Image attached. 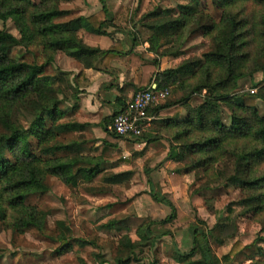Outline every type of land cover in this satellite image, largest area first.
<instances>
[{
    "label": "trees",
    "instance_id": "1",
    "mask_svg": "<svg viewBox=\"0 0 264 264\" xmlns=\"http://www.w3.org/2000/svg\"><path fill=\"white\" fill-rule=\"evenodd\" d=\"M74 1L0 0V22L12 21L19 33L16 37L5 28L0 30V227L18 235L30 230L44 233L48 228L49 213L29 200L50 192V178L58 179L71 191L88 185L94 195L98 192L116 198L135 174L132 170L116 171L129 164V159L113 161L102 154L105 148H118L124 140L110 129L114 117L123 111L106 121L107 134L101 144L88 148L87 142L70 136L75 128L83 126L68 120L76 107L63 109L78 94L69 73L48 74L55 69L59 53L79 61L86 69L98 62L107 67L119 56L121 46L117 44L102 51L84 42L112 37L107 30L118 25L114 24L107 0H98L102 8L94 14L61 21L72 12L60 5ZM213 6L221 12L218 20L189 4L178 7L177 17L173 10L152 9L133 23L136 28L148 30V51L153 54V59L141 65L142 81L137 93L169 90L165 103L152 106L148 115L154 118L157 134L171 144V158L179 164L171 176L173 187L182 185L183 176L190 174L195 183L224 180L226 188L243 193V198L234 203L244 209L243 215L264 222V114L256 106L257 102L264 103V78L258 82L253 79L256 74L264 75V0H213ZM81 31L86 33L84 39ZM133 36L138 45V34ZM194 36L210 40L212 50L192 63L194 71H189V77H181L188 63L160 72V59L184 55L182 48L173 50L170 46L183 45ZM17 47H41L46 60L39 64L14 59L11 54ZM245 78L253 79L250 92L241 91L240 82ZM179 93L180 97L172 99ZM195 96H202V101L193 107ZM16 113L28 115L27 129L14 122ZM145 139L143 133L130 143ZM150 195L168 207L170 215L149 223L133 215L112 221L110 226L117 232L135 229L139 238L134 241L127 235L122 237L127 259H117L115 264H140L138 250L147 244L155 246L173 227L184 225L192 232L194 247L188 253L175 251L177 264H192L197 254L204 264H232L248 248L238 241L228 254L218 258L210 242L217 239L218 231L234 224L231 215L210 228L185 214L173 194H159L152 186ZM156 224L162 225L166 233L155 234L152 227ZM60 225L63 227L56 249L59 256L71 253L74 244L82 248L92 244L67 236L71 234L69 227ZM253 254L254 258L264 252ZM2 257L0 251V260ZM254 264H264V260Z\"/></svg>",
    "mask_w": 264,
    "mask_h": 264
},
{
    "label": "rangeland",
    "instance_id": "2",
    "mask_svg": "<svg viewBox=\"0 0 264 264\" xmlns=\"http://www.w3.org/2000/svg\"><path fill=\"white\" fill-rule=\"evenodd\" d=\"M189 4L197 6L199 10L208 13L217 20L221 16V12L214 8L213 0H143L142 5L140 0H107V6L114 17H128L126 27L137 22L152 9H157L159 12L173 10V16L177 17L178 7ZM60 7L72 12L70 18L89 16L102 8L98 0H75L71 3H63ZM116 27V29L121 28L119 25ZM4 28L19 37L12 21H8L6 24L0 22V30ZM139 28L144 27L139 26ZM143 32H146V28ZM85 35L84 32L80 33L83 39ZM190 40L183 45L174 43L173 46H170L173 50L182 48L181 51L184 55L178 57L179 59H173L174 57L171 56L165 57L164 69L180 67L188 63L181 75L182 79L189 77V71H194L192 63L199 61L205 53L212 50L210 40L200 36H194ZM11 55L14 59L29 63L41 64L46 60L41 47H30L29 49L17 47L14 48ZM54 70L51 68L48 74H54ZM263 78L264 75L259 73L253 79L258 82ZM253 79H243L240 82L241 91L250 92L253 89ZM180 96V93L172 95V99ZM201 101L202 96H195L191 101V106L196 107ZM256 106L259 112L264 114V103L260 101L258 104L257 102ZM27 116V114L20 116L16 113L13 115V120L27 129ZM1 133L2 129L0 128ZM72 138L76 137L72 136ZM165 149L162 150L160 158L150 160L149 164L153 167L157 166V168L162 166L167 172L166 176L155 177L152 175L151 182L148 183V176L145 179L141 171L142 162L137 160L135 163L134 161L132 165L122 167L120 170L136 167L140 171L134 170L133 179L129 185L122 187V191L120 190L116 198L101 196V193L98 192L94 195L91 192L93 189L88 185H81L78 189L71 191L58 179L50 178L48 180L50 192L42 197H31L29 200L30 204L37 205L41 210L49 213L48 228L44 233L30 230L25 234L18 235L0 227V251L3 252L0 264H100V261H104V264H115L117 259H127V250L122 246L120 240L124 235H127L132 240L139 241L136 235L137 230H124L119 233L110 226V223L128 215L142 217L145 223L167 218L171 210L153 200L150 195L152 188L150 185L152 184H156L155 190L159 194H173L182 211L197 224L203 221L212 228L219 223V219L224 220L231 215L234 224L229 226L226 231L220 233L218 231L217 239H211L210 242L212 251L218 258L221 259L228 254L232 246L240 241L248 248L232 264H254L256 261L264 260V255L257 254L254 258L252 257L253 253L264 252V222L253 220L250 215L244 216V209L234 204L243 198V193L226 188L224 180L215 183L203 180L195 183L193 174L183 176L182 185L173 187L171 183L172 171H175L179 164L171 163L169 166ZM121 152L125 153L124 150ZM11 156L8 154L9 158ZM118 157L120 154L112 159L115 160ZM109 205L114 206L109 207ZM60 223L69 227L71 234L67 233V236L86 240L92 244L84 248L74 244L71 253L59 256L56 249L60 245L57 238L63 227ZM152 230L157 235L167 231L162 225L157 224L152 227ZM193 247L192 232L189 226L173 227L171 233H167L157 241L155 246L147 244L138 250L139 258L142 260L140 264H177L174 260L175 251L188 253ZM192 264H204L200 254L195 256Z\"/></svg>",
    "mask_w": 264,
    "mask_h": 264
},
{
    "label": "crops",
    "instance_id": "3",
    "mask_svg": "<svg viewBox=\"0 0 264 264\" xmlns=\"http://www.w3.org/2000/svg\"><path fill=\"white\" fill-rule=\"evenodd\" d=\"M69 18H62L61 21L66 22L74 19ZM113 19L114 24L121 26V28L116 29L112 27L107 30L112 37L103 36L99 41L88 39L84 41L88 47L102 51H107L116 44L121 46L119 56L112 60L107 67L106 64L102 65L98 62L95 64V67L86 69L82 63L68 57L64 53H59L55 59V72L62 71L69 73L68 77L78 91L77 98L66 102L63 106V109H74L76 107V112L69 113L68 117L70 119L68 120L83 125L82 127L75 128L70 133V136L76 137L75 139L80 142H87L88 148L101 144V141L107 134L106 121L116 115V113L125 110L127 104L141 88L142 63L153 59V54L148 51V30L146 29L144 33V28H136V21L135 24L126 27L128 17H113ZM134 34H138L139 36L138 45L134 42ZM164 62L165 57L160 59V72L177 68L170 67L164 69ZM152 120L144 131L147 139L143 142L132 144L130 143L131 140H123L118 148L108 147L102 152L104 158L108 160H113L112 158L120 154V157L113 161L119 159H129L131 161L129 164L118 167L117 171H127L120 169L132 165L134 161L135 163H137V160L141 161L143 165L141 171L145 179L148 176V183L151 182L150 178L152 175H155V177L166 176L167 172H165L162 166L157 168V166L153 167L149 164L150 160H157L162 156L163 149L166 148L165 155L169 166L171 163H177L175 159L171 158V144L164 137L157 134V126L153 123L151 125ZM122 150L125 151L124 154H122ZM128 170L140 171L136 167ZM151 186L155 188L156 184H152Z\"/></svg>",
    "mask_w": 264,
    "mask_h": 264
},
{
    "label": "built area",
    "instance_id": "4",
    "mask_svg": "<svg viewBox=\"0 0 264 264\" xmlns=\"http://www.w3.org/2000/svg\"><path fill=\"white\" fill-rule=\"evenodd\" d=\"M168 96L169 90L157 93L147 90L135 94L125 110L114 117L112 131L124 140L140 137L152 120L148 115L150 108L164 103Z\"/></svg>",
    "mask_w": 264,
    "mask_h": 264
}]
</instances>
